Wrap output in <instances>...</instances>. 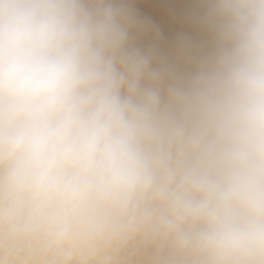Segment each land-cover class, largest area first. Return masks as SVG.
<instances>
[{
	"label": "clouds",
	"instance_id": "obj_1",
	"mask_svg": "<svg viewBox=\"0 0 264 264\" xmlns=\"http://www.w3.org/2000/svg\"><path fill=\"white\" fill-rule=\"evenodd\" d=\"M135 2L0 0V264H264V0Z\"/></svg>",
	"mask_w": 264,
	"mask_h": 264
},
{
	"label": "bare ground",
	"instance_id": "obj_2",
	"mask_svg": "<svg viewBox=\"0 0 264 264\" xmlns=\"http://www.w3.org/2000/svg\"><path fill=\"white\" fill-rule=\"evenodd\" d=\"M135 7L142 17L151 21L159 29L162 48L170 47L182 34H195L196 30L189 19L194 7L193 0H136ZM155 12L162 13L164 20L162 18L163 21H158L154 15L152 17ZM188 28L190 31L182 32ZM150 42V35L141 41L143 44Z\"/></svg>",
	"mask_w": 264,
	"mask_h": 264
},
{
	"label": "rangeland",
	"instance_id": "obj_3",
	"mask_svg": "<svg viewBox=\"0 0 264 264\" xmlns=\"http://www.w3.org/2000/svg\"><path fill=\"white\" fill-rule=\"evenodd\" d=\"M152 14V13H151ZM151 14H147L148 16H151ZM153 15H154V17L156 18V20H158V21H163L164 20V17H163V15H162V13H157V12H155V13H153L152 14V17H153ZM162 15V16H161ZM163 18V20H161ZM159 24H161V22L159 23ZM188 31H190V29L188 28V29H186V30H183L182 32L184 33V32H188Z\"/></svg>",
	"mask_w": 264,
	"mask_h": 264
}]
</instances>
